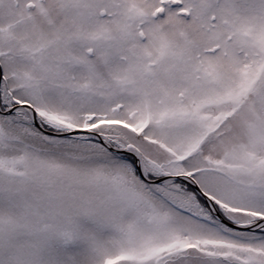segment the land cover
<instances>
[{
  "label": "snow or ice",
  "instance_id": "1",
  "mask_svg": "<svg viewBox=\"0 0 264 264\" xmlns=\"http://www.w3.org/2000/svg\"><path fill=\"white\" fill-rule=\"evenodd\" d=\"M0 264H264V0H0Z\"/></svg>",
  "mask_w": 264,
  "mask_h": 264
}]
</instances>
